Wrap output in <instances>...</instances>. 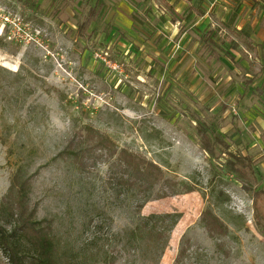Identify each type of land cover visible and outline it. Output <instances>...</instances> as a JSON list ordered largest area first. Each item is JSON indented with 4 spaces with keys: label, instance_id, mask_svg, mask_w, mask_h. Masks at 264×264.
<instances>
[{
    "label": "rangeland",
    "instance_id": "374dc122",
    "mask_svg": "<svg viewBox=\"0 0 264 264\" xmlns=\"http://www.w3.org/2000/svg\"><path fill=\"white\" fill-rule=\"evenodd\" d=\"M190 5L0 0V204L16 171L31 179L28 205L58 264H174L180 250L178 264H264V46L259 57L241 37L236 49L237 26L220 25L261 8L264 29V0H204L195 28ZM85 127L163 179L137 194ZM166 181L178 194L156 198ZM206 209L223 226L204 222ZM167 213L180 217L158 258L130 232Z\"/></svg>",
    "mask_w": 264,
    "mask_h": 264
},
{
    "label": "trees",
    "instance_id": "16d2710c",
    "mask_svg": "<svg viewBox=\"0 0 264 264\" xmlns=\"http://www.w3.org/2000/svg\"><path fill=\"white\" fill-rule=\"evenodd\" d=\"M85 129V132L90 134L92 139L95 138V146L98 147V153H100L98 158L104 152L110 159L114 158L113 161L117 166H123V171L127 170V183L123 184L129 188H135L137 194H144L146 191L152 190L163 179V171L159 165L128 151H117L107 137L99 133L97 137H94L93 135L96 133L91 127H85ZM79 142L85 146L89 145L87 140ZM85 150L86 148L75 154L76 160L79 162L82 160L80 155L85 153ZM224 164L232 172L239 168L237 166L242 165L241 163H233L230 159ZM30 180L29 177L23 176L20 170L16 171L11 177L7 194L1 200L0 213L6 215L8 221H5L4 224L9 225L10 228L7 229L5 225L0 224V256L7 258V264H58L56 245L51 236L49 225H43V222L35 220V209H30L28 205L31 189ZM120 180H122L121 177ZM163 184L156 198L178 194L173 189L178 183L171 184L166 181ZM165 185L168 190H171L169 194L168 191L164 190ZM181 189L182 193L194 191V187L188 183H182ZM149 199L150 197H147L142 204H138L137 209H140ZM179 217L180 215L177 213L143 217L141 218L142 222L130 232V240H137V236H140V239L147 236L150 247L160 249L159 258L167 246L169 233L176 225ZM202 220L206 223L209 222L210 225L211 221L215 222L219 228L223 226L220 219L212 215L208 209L203 212ZM181 256L182 250L178 252L174 264L179 263ZM158 258L155 262L158 261Z\"/></svg>",
    "mask_w": 264,
    "mask_h": 264
},
{
    "label": "crops",
    "instance_id": "0c3cea01",
    "mask_svg": "<svg viewBox=\"0 0 264 264\" xmlns=\"http://www.w3.org/2000/svg\"><path fill=\"white\" fill-rule=\"evenodd\" d=\"M185 1L188 4L189 3L191 4L190 5V11H189L190 13H189V17L188 18H196L194 20V23L192 24V28H195V26H198V24H199L198 19L200 17L199 16H196V14H194V11L193 10H195L196 8H202V5L201 4H203L204 0L203 1H201V0H191V1L185 0ZM219 6L220 5H217L214 10L219 9ZM233 8H234V10H236V7L235 6ZM250 9H251V6L249 7V9L247 8V11H249ZM248 13H250V16H248V18H246V20H243V21L240 20L239 21V24L237 22V18H235V20L233 22H229V20L226 21V20L222 19V17H221L220 18V21L222 23L220 25H222L226 30H228V27L237 26L236 27V30L237 31L235 32L236 39L230 38L231 39L230 41L233 42L232 43L233 44V47L236 48V49L241 50V46H239L238 44H240L241 37H244V39H246V42H244L245 45H248L250 47V49H252V50L254 49V51L257 49V51H255L257 53L256 55L259 56V57H261L260 56V51H261L260 48L262 46H264V29H262L260 27V23H261V20L263 18L262 17V11H261V8H260L259 13H258V17L255 16L256 14L254 15L255 12H253V11H250ZM237 14L238 13L235 12V15H237ZM206 25L207 24H205L203 26L205 28L204 29V33L206 34L207 37H209V32H210V29L211 28L210 27H207ZM239 26L241 28H239ZM197 29H198V27L196 28V30ZM211 30H214L215 32H217L213 28ZM219 32H220V30L218 31V33ZM195 33L196 32H195L194 29H192V30L190 29L189 34H188L189 35L188 37H190V35H191L190 41H191L192 36H195ZM186 39L183 41V46H185L186 43L188 42ZM237 39H240V40H237ZM190 41L188 42L189 43L188 46L191 44ZM197 42L195 44L196 45L195 48H197V46H198V43Z\"/></svg>",
    "mask_w": 264,
    "mask_h": 264
}]
</instances>
